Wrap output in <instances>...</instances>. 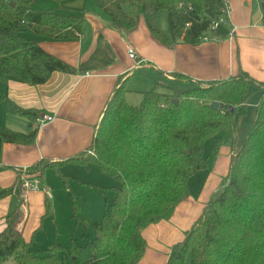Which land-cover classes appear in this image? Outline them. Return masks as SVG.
Returning <instances> with one entry per match:
<instances>
[{
	"label": "trees",
	"instance_id": "1",
	"mask_svg": "<svg viewBox=\"0 0 264 264\" xmlns=\"http://www.w3.org/2000/svg\"><path fill=\"white\" fill-rule=\"evenodd\" d=\"M16 9L0 0V85L11 81L28 85L45 83L55 71L76 74L77 69L44 50L38 37L55 40L78 39L84 29L82 11L55 12L34 8L37 0H14ZM61 2L64 0H54ZM264 2V0H262ZM121 32L136 29L141 17L150 32L170 47L178 43L197 45L209 34L230 35L228 22L212 29L215 20L226 16L225 0H93ZM167 12L168 31L160 27V11ZM264 24V19H263ZM28 31L35 35H22ZM184 77L182 74L178 78ZM264 89V82L240 69L227 80L207 82L192 88L158 87L144 92L137 106L126 101L120 86L109 100L88 149L59 162L41 159L26 174L44 180L52 169L72 197L71 218L83 229L85 245L72 239L63 246L57 238L50 248L34 251L19 224L24 216L22 169L10 186H0V200L17 195L14 210L4 217L0 231V264H72L85 250L91 257L83 264H139L146 251L142 230L159 221L166 212L190 195L191 176L208 168L206 141L219 132L231 144L228 173L210 197L200 217L172 246L166 264H264V93L242 148L236 151L239 119L247 113L246 95L250 86ZM177 100V103L174 100ZM219 102V109L210 104ZM8 113L35 122L39 111L20 107L4 99ZM38 127L29 133L0 125L5 142L31 144ZM220 144L212 153L217 155ZM92 150L93 154L88 152ZM66 163L97 164L121 182L98 188L105 210L100 221L80 216L84 199L70 190V179L62 172ZM112 193L113 196H110ZM46 214H52L46 197ZM93 231V236L87 230Z\"/></svg>",
	"mask_w": 264,
	"mask_h": 264
},
{
	"label": "crops",
	"instance_id": "2",
	"mask_svg": "<svg viewBox=\"0 0 264 264\" xmlns=\"http://www.w3.org/2000/svg\"><path fill=\"white\" fill-rule=\"evenodd\" d=\"M77 1L68 0V9L82 11L84 15L83 33L78 39L38 38L44 50L71 64L78 72L55 71L45 83L34 86L15 81L0 85V125L22 133H29L38 127L35 142L31 144L5 142L0 136L2 187L10 186L17 180L16 169H22L21 180H33L37 177L26 174V171L39 160L59 162L86 151L109 100L120 86L126 90V100L141 103L143 93L155 87L160 92H165L168 87L192 88L207 82L227 80L238 74L240 69L253 79L264 82L262 0H225L230 10L231 35L215 37L210 33L207 41L197 45L178 43L174 47L154 37L143 17L135 30L121 32L92 0ZM159 24L168 34L167 23ZM130 46L136 50L137 60L129 57ZM180 74L184 77L178 78ZM263 93L262 88L249 87L247 113L239 119L237 126L236 151L242 148L253 125ZM5 98L20 107L38 110L39 115L48 114L54 118L44 125H38L29 118L8 113ZM219 133L208 139H215V145L219 142L217 155L212 153L214 145L211 148L213 158L209 157L210 153L206 155L208 168L198 171L188 181L190 195L166 212L159 221L142 230L147 246L139 264L168 262L172 246L183 240L185 232L200 217L210 197L227 175L233 150L231 144L230 147L222 146ZM62 172L70 179L69 185L75 181L97 190L99 187L107 189L119 185L113 176L102 171L95 163L88 166L66 163L62 166ZM37 179L39 189L23 190L24 216L19 229L25 240L31 242L32 250L43 251L55 243L54 240L49 246L38 245L47 240L43 232H39L40 222H44L46 216L50 221L54 220L53 209L52 214H46V197L52 208L53 182L50 179L47 181L46 177L44 180ZM17 203L15 194L0 200V231L5 227L4 217L14 210Z\"/></svg>",
	"mask_w": 264,
	"mask_h": 264
},
{
	"label": "rangeland",
	"instance_id": "3",
	"mask_svg": "<svg viewBox=\"0 0 264 264\" xmlns=\"http://www.w3.org/2000/svg\"><path fill=\"white\" fill-rule=\"evenodd\" d=\"M77 1V0H76ZM91 2V0H89ZM78 2V1H77ZM93 2V0H92ZM70 2L68 0H64L61 2H56L54 0H37L34 3V8L44 9V10H53L55 12L63 13L70 11L69 8ZM167 23V12L165 10L160 11L159 23ZM22 35L35 37L34 34L24 31ZM130 105L137 106L140 102H134L131 99L126 100ZM219 141L222 143V146L227 145L230 147V143L227 141V134L225 132H220ZM215 139H210L205 144V155L211 154V148L214 147ZM91 151V150H90ZM90 151L88 154H90ZM213 158L212 154L209 156ZM46 180L49 179L53 182L51 183V190L53 193V202L52 209L54 213V220L50 221L49 217H45L44 222H40L41 228L38 230L39 232H43V237H47L46 241L38 244L42 247L49 246V243H54L55 237H57L60 244L63 246H68L72 239H76L75 241L79 245L86 244V238L83 234V229L80 227H76L74 221L71 218V207H72V199L69 193V190L63 185L60 179L55 175L54 171L51 169L47 171L45 175ZM31 180V179H27ZM117 180V179H116ZM119 182V185L121 182ZM22 182V181H21ZM80 184V185H79ZM70 190L75 194L76 198L81 196L85 199V202L80 203L81 213L80 216L83 218L90 220L91 222L100 221L103 217L105 206H104V197L101 193L87 184L76 183L75 181H71ZM83 191V192H82ZM110 196H113L112 193H109ZM69 201V202H67ZM5 222V221H4ZM4 224V223H3ZM87 234L92 237L93 231L91 229L87 230ZM91 257L90 250H85L80 256L76 259H72V264H83L88 261ZM7 264H17L15 260H10Z\"/></svg>",
	"mask_w": 264,
	"mask_h": 264
},
{
	"label": "built area",
	"instance_id": "4",
	"mask_svg": "<svg viewBox=\"0 0 264 264\" xmlns=\"http://www.w3.org/2000/svg\"><path fill=\"white\" fill-rule=\"evenodd\" d=\"M229 13L230 10L229 8L226 11V16H222L220 18H218L217 20H215L212 24V29H217L219 26H221L222 24H225L226 22H228V18H229ZM232 34V32H230V35ZM208 38L205 37L204 41H207ZM128 55L130 58L137 60L138 59V55L136 53V50L130 46L128 48ZM53 116L48 115V114H41L36 118V122L38 123V125H44L45 123L53 120ZM90 153L93 154V151L91 150ZM21 187L23 188V190H37L39 189V181L37 178L33 179V180H23L21 183Z\"/></svg>",
	"mask_w": 264,
	"mask_h": 264
},
{
	"label": "water",
	"instance_id": "5",
	"mask_svg": "<svg viewBox=\"0 0 264 264\" xmlns=\"http://www.w3.org/2000/svg\"><path fill=\"white\" fill-rule=\"evenodd\" d=\"M6 5L12 9H16L17 7V2L14 0H6ZM175 103H177V100H174ZM210 106L215 109L218 110L219 109V102L218 101H213Z\"/></svg>",
	"mask_w": 264,
	"mask_h": 264
}]
</instances>
